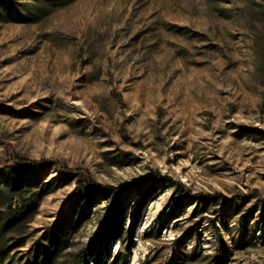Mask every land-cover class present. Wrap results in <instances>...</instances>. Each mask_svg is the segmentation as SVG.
Here are the masks:
<instances>
[{"label": "rangeland", "instance_id": "rangeland-1", "mask_svg": "<svg viewBox=\"0 0 264 264\" xmlns=\"http://www.w3.org/2000/svg\"><path fill=\"white\" fill-rule=\"evenodd\" d=\"M81 259L264 264V0H0V262Z\"/></svg>", "mask_w": 264, "mask_h": 264}, {"label": "trees", "instance_id": "trees-1", "mask_svg": "<svg viewBox=\"0 0 264 264\" xmlns=\"http://www.w3.org/2000/svg\"><path fill=\"white\" fill-rule=\"evenodd\" d=\"M115 95H116L117 99L120 102H122L121 94L119 92H115ZM18 164L19 165H15L12 168H10L9 172L6 173L7 175H9L8 176L9 178L19 179L21 177V172H22L21 166H34L35 168L45 167L46 165L49 164V161L46 159H38L37 160V159H30L27 157H21ZM63 174L67 175V172L63 171ZM150 176L151 177H159L164 182H170L171 184H177V185L180 184L179 181H176L172 177L165 175V174L151 173ZM61 182H63V181H60V183ZM25 186H27V185H25ZM88 186L93 190L111 193L117 199L121 198V196H123L125 193H127L132 188V185L128 184V183H122L119 185H103V184L98 183L92 179H89ZM14 188L20 189V188H22V185L19 183V184L15 185ZM47 192H49V191H43L41 188H39L37 193H36V196L39 197L42 194H45ZM192 196H196L198 199H200V201H206L209 198V194L202 193V192L196 193ZM109 224L111 225L112 236H116V235L119 236V234L121 232V226L119 225L118 216L115 215ZM107 234L103 235L102 239L104 240V242H107L109 240V236ZM85 263H86V259H83L80 264H85ZM0 264H1V262H0Z\"/></svg>", "mask_w": 264, "mask_h": 264}]
</instances>
